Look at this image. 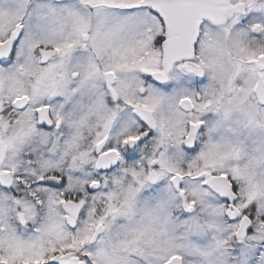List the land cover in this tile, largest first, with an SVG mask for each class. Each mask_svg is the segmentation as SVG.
Instances as JSON below:
<instances>
[{"label":"flooded vegetation","instance_id":"1","mask_svg":"<svg viewBox=\"0 0 264 264\" xmlns=\"http://www.w3.org/2000/svg\"><path fill=\"white\" fill-rule=\"evenodd\" d=\"M62 1L68 0L56 2ZM142 2L132 9L143 8ZM222 2L215 8L226 10L225 16L203 18L194 53L172 64L164 59L165 24L145 8L161 22L150 27L155 55L147 70L139 66L143 48L149 49L143 42L123 58L108 50L101 56L92 42L61 41L40 50L42 69L33 72L17 60L27 53L24 23L0 41L20 28L12 56L0 58V77L7 76L0 115V264H57L52 260L66 255L100 264L107 223L97 222L114 196L121 201L126 241L146 236L132 245L136 249L160 240L162 229L168 238L181 222L190 229L193 187L228 211L210 180L226 178L239 195L235 156L245 141L240 131L249 129L241 109L249 98L264 107L258 92L264 89V0ZM183 36V28L171 31L173 39ZM194 36L187 33L190 41ZM80 50L91 52L82 69ZM42 51L53 54L43 59ZM86 88L90 98L81 110ZM106 155L117 156V164L100 170ZM239 222L227 220V226L233 232ZM84 235L89 253L79 250ZM68 238L71 248L64 247Z\"/></svg>","mask_w":264,"mask_h":264},{"label":"rangeland","instance_id":"2","mask_svg":"<svg viewBox=\"0 0 264 264\" xmlns=\"http://www.w3.org/2000/svg\"><path fill=\"white\" fill-rule=\"evenodd\" d=\"M98 1L106 4L99 7L95 0H0V41L10 36L19 21L24 23L23 46L27 53L24 59L19 60V57L17 60L22 67L26 64L33 72L42 69L38 59L40 50L61 41L74 39L83 46L92 42L101 56L108 50V53L123 58H128L131 49L135 53L138 51L136 42H143L149 49L143 48L145 58L139 66L150 69L149 65L152 64L149 63H152L155 55L151 48L155 33L150 27L153 23H161L159 19L145 8L132 9L131 6L141 0ZM89 55L91 52L88 50H80L77 54L81 69L84 67V57L89 58ZM6 77H0V115L5 106L1 93L7 90L4 83ZM243 80L248 81V78ZM246 97L247 93L241 97L240 103ZM89 98L90 93L86 88L80 94L81 110L83 104H88ZM241 110L245 118L243 121L249 125V129L240 131L245 141L239 144L242 151L235 156L240 182L237 188L239 201L235 206L241 213L252 217V229L248 236L243 240L236 239L240 222L232 232V226H227V212L222 202L210 193L204 197L202 189L193 187L190 229L184 230L181 222L169 229L175 230L169 238L165 230H160V240L143 243L147 254L144 249L132 246L141 243L146 236L137 241H126L127 234L121 223V201L114 196L109 210L103 212L100 222H97L107 223L99 247L100 264H165L173 257L181 258L184 264H264V246H260L264 240V107L249 98ZM250 138H254V142ZM165 161L168 162L166 158ZM86 236L85 240H80L79 250L89 253V237ZM64 247L71 248L70 238L65 240ZM234 249L238 252L231 255L230 251ZM231 256L236 259H231Z\"/></svg>","mask_w":264,"mask_h":264},{"label":"water","instance_id":"3","mask_svg":"<svg viewBox=\"0 0 264 264\" xmlns=\"http://www.w3.org/2000/svg\"><path fill=\"white\" fill-rule=\"evenodd\" d=\"M222 4V0H143L142 7L158 15L167 29L165 36L166 40L163 43L166 64H172L175 61L183 60L184 54L189 52L191 54L194 53V45L198 37V30L200 23H202V19L208 17L213 21H217L223 18L226 14V10L215 8V6H220ZM178 27L185 29V36L178 39L171 38V31ZM191 30L195 31V36L192 41L187 37V33ZM19 33L20 28L14 32L6 43L0 45V58H10L12 56L13 47ZM52 54L53 52L48 51L41 52L43 59ZM258 92L259 101L264 105V89ZM140 115L143 116L145 120L148 117L151 119L147 111H140ZM108 157L110 156L106 155L100 159L98 163V168L100 170L112 169L117 164V156H115V158L114 156H112V158ZM173 183L178 188L180 178L176 177ZM210 184L212 190L228 203L229 208L226 214L228 220L231 222L240 220L241 212L235 206V203L238 201V196L232 192V187L227 182L226 178L214 177L210 180ZM251 229V219L248 217L241 218L240 227L235 236L236 239H245ZM98 232L97 230V233ZM52 262L57 264H82L78 263L76 258H71L67 255L64 257H56ZM166 264H184V262L181 258L174 257Z\"/></svg>","mask_w":264,"mask_h":264},{"label":"trees","instance_id":"4","mask_svg":"<svg viewBox=\"0 0 264 264\" xmlns=\"http://www.w3.org/2000/svg\"><path fill=\"white\" fill-rule=\"evenodd\" d=\"M262 245H260L261 247H263L264 246V240L262 241ZM236 251L238 252V250H236V249H234L233 251H230V254L231 255H235L236 254ZM229 255V254H228ZM226 256H227V254H226ZM230 256V255H229ZM234 258V260L236 259L234 256L232 257L231 256V259H233ZM227 259H228V256H227ZM229 260V259H228Z\"/></svg>","mask_w":264,"mask_h":264}]
</instances>
